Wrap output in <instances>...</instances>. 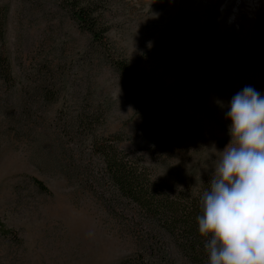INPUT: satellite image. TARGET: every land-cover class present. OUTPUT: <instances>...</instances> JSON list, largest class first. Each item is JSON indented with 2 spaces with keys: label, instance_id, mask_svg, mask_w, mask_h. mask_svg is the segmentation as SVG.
<instances>
[{
  "label": "rangeland",
  "instance_id": "1",
  "mask_svg": "<svg viewBox=\"0 0 264 264\" xmlns=\"http://www.w3.org/2000/svg\"><path fill=\"white\" fill-rule=\"evenodd\" d=\"M94 1L110 52L156 84L182 135L151 144L108 52L60 0H0L14 78H0V220L15 232L0 233V264H139L133 209L95 140L118 133L157 182L195 190L231 140V98L264 95V0ZM168 252L166 264H189Z\"/></svg>",
  "mask_w": 264,
  "mask_h": 264
},
{
  "label": "trees",
  "instance_id": "2",
  "mask_svg": "<svg viewBox=\"0 0 264 264\" xmlns=\"http://www.w3.org/2000/svg\"><path fill=\"white\" fill-rule=\"evenodd\" d=\"M60 3L71 13L78 26L89 32L92 43H96L105 53L108 52L109 65L122 77L125 87L133 96L135 107L148 117L146 134L151 144L163 146L174 136L182 135L180 121L162 99L156 84L126 56L110 52L111 46L106 35L108 27L101 19L95 1L60 0ZM3 20L4 8L0 3V78L12 84L14 78L3 48ZM49 98L53 96L49 95ZM119 138L118 133H115L104 140H95L94 145L117 193L128 199L133 209L130 219L135 220L138 226L135 235L140 238L141 244L137 262L169 263L172 259L168 252L170 243L187 258L189 264H208L204 249L208 237L199 234L196 216L201 214L200 197L203 191L209 189L210 183L203 180L200 188L195 190L164 186L151 176L147 165L113 143ZM33 179L40 189L48 190L41 179ZM10 232L15 235L13 229L0 220V233L5 235Z\"/></svg>",
  "mask_w": 264,
  "mask_h": 264
},
{
  "label": "clouds",
  "instance_id": "3",
  "mask_svg": "<svg viewBox=\"0 0 264 264\" xmlns=\"http://www.w3.org/2000/svg\"><path fill=\"white\" fill-rule=\"evenodd\" d=\"M225 118L231 140L200 197L198 231L208 264H264V95L244 87Z\"/></svg>",
  "mask_w": 264,
  "mask_h": 264
}]
</instances>
